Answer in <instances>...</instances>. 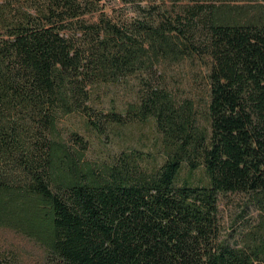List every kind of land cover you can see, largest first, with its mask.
<instances>
[{
    "label": "trees",
    "instance_id": "obj_1",
    "mask_svg": "<svg viewBox=\"0 0 264 264\" xmlns=\"http://www.w3.org/2000/svg\"><path fill=\"white\" fill-rule=\"evenodd\" d=\"M233 1L110 0L131 9L116 16L101 0H0V227L49 264H264V0ZM190 56L208 62L205 128L147 82L127 111L155 122L160 165H95L62 138L91 87ZM228 195L259 217L239 242L222 235Z\"/></svg>",
    "mask_w": 264,
    "mask_h": 264
},
{
    "label": "rangeland",
    "instance_id": "obj_2",
    "mask_svg": "<svg viewBox=\"0 0 264 264\" xmlns=\"http://www.w3.org/2000/svg\"><path fill=\"white\" fill-rule=\"evenodd\" d=\"M256 1V2H255ZM107 7L113 6L115 15H131L129 7L115 6L110 0H101ZM235 3L233 0H227ZM247 1H239L245 4ZM250 3L261 4V0ZM108 11V10H106ZM109 13V12H108ZM208 62L198 56L185 57L175 61H161L151 72L138 71L128 74L118 82L96 85L89 90L87 107L89 115L76 112L63 116L58 121L59 132L64 141L76 149L77 137L85 144L83 159L95 165H112L122 154H141L143 169H151L163 162L161 137L155 122L129 120L127 111L139 104L143 92L142 83L165 89L178 103L188 102L198 117V125L206 127ZM109 113L125 117L124 124L107 121ZM128 120V121H127ZM99 124L100 130L98 126ZM94 126L97 128L95 129ZM80 150V149H76ZM201 172L195 174L200 175ZM248 207V208H246ZM222 235L230 241H238L257 224V211L243 195H228L219 203ZM0 257L9 264H49L41 247L18 232L0 227Z\"/></svg>",
    "mask_w": 264,
    "mask_h": 264
}]
</instances>
